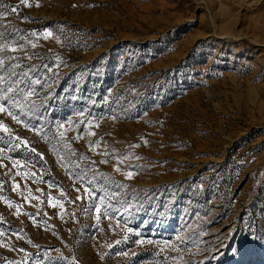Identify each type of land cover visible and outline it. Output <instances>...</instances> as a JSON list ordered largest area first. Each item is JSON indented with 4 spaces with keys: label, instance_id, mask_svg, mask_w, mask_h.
<instances>
[{
    "label": "rangeland",
    "instance_id": "rangeland-1",
    "mask_svg": "<svg viewBox=\"0 0 264 264\" xmlns=\"http://www.w3.org/2000/svg\"><path fill=\"white\" fill-rule=\"evenodd\" d=\"M28 3L0 0V13H8L0 31L7 24L9 33L20 30L17 39L45 29L54 35L25 47L31 59L15 53L24 71L34 67L30 77L13 79L35 94L17 95L24 108L11 109L27 128L0 114L10 128L0 131V147L10 135L28 141L43 158L23 146L3 155L59 188L25 180L10 160L0 161V264H264V0ZM82 119L98 123L95 135L72 140L71 148L110 177L106 195L118 192L99 221L74 190L88 161L72 164L77 157L56 134L58 123ZM66 135L71 140L76 131ZM101 137L97 152L106 142L142 159L126 161L120 172L111 157L99 164L105 157L88 142ZM128 164L142 166L131 179ZM13 175L44 203L12 191ZM75 188L83 194L81 183ZM61 189L75 203L48 206L49 192L63 200Z\"/></svg>",
    "mask_w": 264,
    "mask_h": 264
},
{
    "label": "snow or ice",
    "instance_id": "snow-or-ice-1",
    "mask_svg": "<svg viewBox=\"0 0 264 264\" xmlns=\"http://www.w3.org/2000/svg\"><path fill=\"white\" fill-rule=\"evenodd\" d=\"M22 3L25 4V6H31L28 3V0H22ZM2 6V5H0ZM37 7L39 4L36 5ZM11 12L15 14L17 12V9L19 5L17 6H10ZM8 15L7 12L0 13V16L6 17ZM21 19L27 20V17H22ZM5 31H0V114H6L9 116L13 121H15L18 124H24V126L27 128V124L24 123V121L21 118V115L19 113L13 112L11 109L13 108H20L23 110L24 104L21 103L20 100L16 99L17 95H21L24 99H28L31 96H33L34 90H27V91H21L19 88V85L22 83L20 79H13L14 77H25L28 78L33 73V67L34 66H28V70L24 71V65L21 63V56L15 55L17 52H23L24 58L31 59L32 57L27 54V52L24 51L26 46H31L32 48L37 47V42L41 37L44 39L52 38L53 32L49 29H45L43 32L37 33L35 31L27 33V35L21 34L19 39L16 38V33L20 32L19 29H14L11 33L7 32L8 25H4ZM32 37V39H28V37ZM57 40H59V37H56ZM11 53V54H10ZM59 66V65H57ZM48 67V66H44ZM9 80H11V83H9ZM31 80L29 81V84H31ZM36 84H40L39 79H35L34 81ZM3 85H7V87H2ZM15 85V87L13 86ZM31 110V109H29ZM26 115V113H24ZM81 116H83V112L80 113ZM65 124H67V127H65ZM83 126V127H81ZM94 126H98L97 124H94L92 120H78V121H65V123H58L56 125L57 129V135L59 137L58 143H61L62 147L67 151L68 155L70 156H76L77 160L71 161L72 164H74L76 167H80V161H88V166L86 168H82L79 173L75 174L74 177V190L77 191L78 196L77 200L84 199L87 200L89 203L84 208V211L87 212L89 210H94L97 214V221L100 220L101 216L107 217L108 215V208L109 205L105 204L106 200L114 199L118 192H111L110 195H106V189L103 187V182L106 179H110V177H107L106 174L100 172L97 167V161L91 160L90 157L84 155V154H78L75 150L71 148V141H79L84 138L85 134L92 136L95 135L94 132L91 131V128ZM63 129V131H61ZM34 131L36 134H42L43 130L33 127L32 129H29ZM76 131V135L71 137V140L67 138V132L69 131ZM0 131L3 133H10V128L3 124V122H0ZM46 138V137H45ZM103 138L101 137L100 140L91 141L88 142V148L89 151H92L94 154L101 155L105 157V159H101L99 161V164H106L108 163V157H111L115 160L114 164V171L120 172L121 171V165L125 164L128 160H140L142 157L135 155L133 152H124V153H118L117 150L111 149L109 150L107 148V144L105 142V150L102 152H97L96 149L100 146L101 140ZM15 142V143H13ZM144 145L146 146L148 141H143ZM25 147L27 150H29L32 153H35L36 155L43 158V154L39 153L34 147L30 145V143L26 140H23L21 137L16 135H10L9 144L6 147H0V161H3L4 159H8L11 161L14 168L17 169L16 175L22 176L25 180L32 179L33 183H45L47 184L48 188H59V185L53 184L49 181H44L38 177H36L35 173H29L27 170H22L24 168L23 165H21L20 160L15 159L11 156L5 157L3 153L7 150L9 152L18 149L20 147ZM140 145H130L129 148H136ZM65 157L61 156L59 158V162L63 167L67 169L68 165L64 164ZM0 167H5L2 163H0ZM127 171L124 173L126 179H131L136 174V171L141 168V165H132L128 164L126 165ZM11 171V169H9ZM91 172V177L88 176V173ZM71 174V173H70ZM11 180L13 181L12 184V191L18 192L23 199L31 203L32 199L37 200L39 203H44L43 200H41L40 197L35 196L32 193L31 188L28 186L27 183L24 185V190H21L20 184L15 182V175L11 176ZM79 182L82 185L83 188V194L80 195L81 192L80 189L75 188V183ZM116 188H122L126 187V185H122L119 182H114ZM5 184V181L3 179H0V188L3 187ZM100 184L101 187L97 188L96 185ZM37 192L41 193V196L44 195V191L42 189H36ZM61 195L63 196V200H61L59 197H53L51 195V192L48 193V206L50 207H57L62 206L64 202L68 203H75V201L71 200L70 197L67 196V194L63 191V189L60 190ZM5 197H0V200H4ZM8 206L12 207L15 202L13 201H7ZM17 209H21V205H15ZM24 215H28L33 223H36V218L31 213H23ZM46 215V213H45ZM3 234V229H0V235ZM2 243V242H0ZM31 243V241H29ZM117 243H120V241H117ZM19 251H25L24 249H19ZM58 251V250H57ZM8 264H19V262H11L9 261Z\"/></svg>",
    "mask_w": 264,
    "mask_h": 264
}]
</instances>
